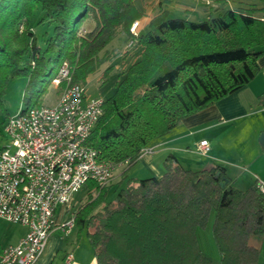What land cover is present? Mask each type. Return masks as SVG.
Returning <instances> with one entry per match:
<instances>
[{"label":"trees","instance_id":"16d2710c","mask_svg":"<svg viewBox=\"0 0 264 264\" xmlns=\"http://www.w3.org/2000/svg\"><path fill=\"white\" fill-rule=\"evenodd\" d=\"M135 1L0 0V108L5 110L8 84L19 78L27 79L23 111L39 105L56 77L54 69L65 61L72 83L86 85L108 56L101 57L108 45L123 34L133 38L132 24L144 17ZM258 1L259 9L228 8L200 20L171 17L164 10L140 34L141 55L113 96L105 98L89 139L101 161L126 164L122 180L152 141L259 74L264 0ZM35 23L48 29L42 42ZM86 23L93 27L85 28ZM111 71L107 68L103 77ZM259 101L264 103V94ZM177 159L167 156L160 178L129 180L101 210L105 187L89 183L87 201L74 216L97 264H212L197 240V229L207 226L212 212L220 263H258L261 249L250 243L264 236V192L258 181L241 190L229 184L221 167L193 171Z\"/></svg>","mask_w":264,"mask_h":264},{"label":"built area","instance_id":"2783aa9c","mask_svg":"<svg viewBox=\"0 0 264 264\" xmlns=\"http://www.w3.org/2000/svg\"><path fill=\"white\" fill-rule=\"evenodd\" d=\"M139 27L140 20L132 24L128 48L137 43ZM52 84L60 93L55 105L21 110L2 127L8 142L0 151V219L25 227L26 234L2 248L0 264H36L55 228L59 207H69L89 183L106 187L117 168L101 161L89 145L105 98L88 96L85 86L73 84L67 61ZM208 144L203 140L197 145L200 154H208ZM151 153L148 146L142 156ZM259 185L264 192V185ZM74 215L59 224L66 237L77 227ZM65 256L64 264H72V253Z\"/></svg>","mask_w":264,"mask_h":264},{"label":"crops","instance_id":"0c3cea01","mask_svg":"<svg viewBox=\"0 0 264 264\" xmlns=\"http://www.w3.org/2000/svg\"><path fill=\"white\" fill-rule=\"evenodd\" d=\"M193 11L191 15L198 14L195 9ZM191 15L179 16L191 20ZM170 16L174 17L171 14ZM149 22L141 33L146 32ZM262 49L264 51V47ZM258 63L259 74L243 89L181 120V124L167 136L152 141L149 145L152 153L137 161L130 170V178H160L165 172L164 160L172 154L185 168L193 171L223 168L229 178V184L236 188L240 185H250L252 179L264 185V144L261 140L264 135V103L260 104L259 101V97L264 94V55ZM203 140L209 142L210 150L207 155L198 151L197 145ZM119 167L124 171L126 164L119 165L114 170L110 186L117 179L115 172ZM121 174L117 186L114 187L116 190L126 187V181L123 182ZM105 205H100L97 210H101ZM63 211H57L55 228L44 254L36 264H64L65 255L68 253L73 255L72 264H97L88 238L83 239L78 234V228L67 237L61 230L59 224L68 218ZM25 234L26 228L20 225H15L9 234L0 231L1 248L15 245ZM261 248L264 252V242Z\"/></svg>","mask_w":264,"mask_h":264},{"label":"rangeland","instance_id":"374dc122","mask_svg":"<svg viewBox=\"0 0 264 264\" xmlns=\"http://www.w3.org/2000/svg\"><path fill=\"white\" fill-rule=\"evenodd\" d=\"M137 6H139L144 12L143 17L140 20V27L138 32L141 33V30L145 28L146 23L151 21L153 17L160 14L164 10H168L171 15L174 17L188 16L193 13V9L197 11L198 14L191 15V20H200L208 17L209 13H217L221 10L232 8V9H259L262 7L258 0H136ZM173 13V14H172ZM257 16H262L260 12L255 13ZM180 15V16H179ZM200 16V17H199ZM189 17V16H188ZM39 19V13L35 15V21ZM34 21V22H35ZM145 23V24H144ZM150 23V22H149ZM93 27L92 23H86L85 28L91 29ZM36 35L40 38L41 42L43 41V34L48 30L45 26H38L36 23L34 25ZM127 37L123 34L119 36L111 45H108V49L101 53V57L107 53V57H104V62L100 66L99 70L95 71L89 75L87 79V84L84 85L87 89V95L91 97H100L107 98L113 96L116 90V84L119 83L125 76L126 70L136 61H138L139 56L141 55L142 48L139 45L133 44L131 48H128ZM111 67V73L109 77H103V73L107 68ZM59 72V67H56L53 71V76H56ZM27 84L26 78H19L11 81L6 88L5 95V110L0 108V134H3V123L5 120L17 114L19 111L23 110L26 107L24 100L25 86ZM59 90H57L54 85L51 83L48 86V90L42 97L38 100L39 105L36 106H53L56 104L59 97ZM7 138L1 136L0 138V147H4L7 143ZM123 172V168L119 167L116 172V181L110 186L109 184L104 188L106 190V197L102 204H107L109 201H112L118 190L114 189L116 183L120 180L119 177ZM130 170L127 172L126 177L123 179V182L126 181V185L130 178ZM122 179V178H121ZM255 179H252L254 182ZM251 184V182H250ZM247 186V187H246ZM240 185L238 188L245 190L249 185ZM114 189V190H113ZM87 201V191L85 188L80 189L74 195V198L69 207L60 206L58 211L65 212V215H70L75 213L80 205L84 204ZM101 204V205H102ZM215 212H212L209 223L204 228L197 229V240L200 246V250L211 259L212 264H221V256L218 250V246L212 237V222H214ZM16 224L6 222L0 219V231L5 234H9L14 230ZM77 228V227H76ZM78 230V229H77ZM83 239H87L85 233L81 235ZM264 242L263 237H253L250 240V243L258 248H261ZM262 249V248H261ZM257 264H264V252L261 251L260 259Z\"/></svg>","mask_w":264,"mask_h":264},{"label":"water","instance_id":"95a60500","mask_svg":"<svg viewBox=\"0 0 264 264\" xmlns=\"http://www.w3.org/2000/svg\"><path fill=\"white\" fill-rule=\"evenodd\" d=\"M261 140H262V144H264V135H262Z\"/></svg>","mask_w":264,"mask_h":264}]
</instances>
